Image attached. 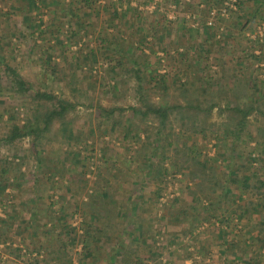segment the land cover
I'll use <instances>...</instances> for the list:
<instances>
[{"label":"rangeland","instance_id":"obj_1","mask_svg":"<svg viewBox=\"0 0 264 264\" xmlns=\"http://www.w3.org/2000/svg\"><path fill=\"white\" fill-rule=\"evenodd\" d=\"M0 180V264H264V0H0Z\"/></svg>","mask_w":264,"mask_h":264},{"label":"trees","instance_id":"obj_2","mask_svg":"<svg viewBox=\"0 0 264 264\" xmlns=\"http://www.w3.org/2000/svg\"><path fill=\"white\" fill-rule=\"evenodd\" d=\"M9 71V70H8ZM13 73V72H12ZM18 88L23 91H29V89H26L24 87V83L19 81L17 82ZM35 99H44L47 101L52 102V105L49 109L45 111H39V109H36L34 112H32L31 119H30V125L27 127L26 132L21 133L18 129V127H14L12 131V136L10 139H16L19 137H25V136H33L32 140L37 139L41 134L47 133L49 131V128L52 125L53 121H61L65 115L74 109V106L68 103L67 101L56 99L53 96L46 95L44 93L38 94L34 93ZM176 109H180V107L176 106H157L152 103L151 105L146 106L144 112H140L139 110H133L134 113L140 114L142 117L146 116L147 114H151L152 117H154L157 120L158 127L160 131H164L166 128V124L168 122V118ZM230 110L235 114L237 117V120L235 122V127L239 128L245 121L246 118L255 110L253 106H245L240 107L235 105V103L230 104ZM196 115L189 113H185L181 115V119L185 121L186 128L191 133H201L203 130L202 125L197 126L195 122L192 120ZM204 123V121H203ZM166 131V130H165ZM171 131H166V139L170 136ZM168 145H172L171 142L168 143ZM155 148H158L156 145ZM161 158L163 159V154H161ZM185 165L187 166L190 178L192 180L197 179H204V176L207 174V169L203 168L202 163L195 158H187L185 161ZM149 167V166H148ZM209 170V169H208ZM160 169H156V175L160 174ZM260 187H264L263 184L259 183ZM202 188V189H201ZM196 190L204 191L207 190L205 186L202 185V183L196 184ZM3 192V181L0 180V193ZM101 201L105 199L110 200V197L108 196V193L104 191L101 194ZM100 201V202H101ZM133 254L132 252L126 251L122 258L120 259V264H141L139 259H132ZM137 262V263H136ZM71 264V259L66 258V255L63 251H60V249L55 250L51 253L49 259L47 261H43L41 264ZM39 264V263H35Z\"/></svg>","mask_w":264,"mask_h":264}]
</instances>
